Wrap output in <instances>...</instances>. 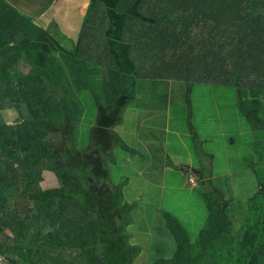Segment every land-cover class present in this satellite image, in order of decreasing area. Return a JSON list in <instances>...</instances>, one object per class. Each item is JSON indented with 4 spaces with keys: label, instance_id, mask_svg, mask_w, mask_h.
I'll return each mask as SVG.
<instances>
[{
    "label": "trees",
    "instance_id": "16d2710c",
    "mask_svg": "<svg viewBox=\"0 0 264 264\" xmlns=\"http://www.w3.org/2000/svg\"><path fill=\"white\" fill-rule=\"evenodd\" d=\"M215 2L219 10L209 8ZM209 14L217 23L200 26ZM200 34L213 72L196 85L235 78L237 111L264 131V81L255 76L252 99L241 97L252 70L264 73V0H90L75 45L57 21L0 0V114L13 109L18 119H0V253L9 264H134L141 248L126 231L134 209L123 200L127 178L110 183L109 162L122 144L114 128L136 106L141 78L156 87L163 78L202 75L190 69L195 57L181 41L189 35L198 48ZM81 46L98 62H89ZM258 51L259 65L251 59ZM15 66L27 73L14 78ZM182 100L193 109L189 96ZM261 131L252 164L256 191L246 205L222 189L202 190L206 215L195 237L164 213L156 256L143 264H264ZM46 174L58 185L45 188Z\"/></svg>",
    "mask_w": 264,
    "mask_h": 264
},
{
    "label": "rangeland",
    "instance_id": "374dc122",
    "mask_svg": "<svg viewBox=\"0 0 264 264\" xmlns=\"http://www.w3.org/2000/svg\"><path fill=\"white\" fill-rule=\"evenodd\" d=\"M208 3L210 5L211 0H208ZM77 4L71 3L65 7L64 12H57L55 3L52 2L49 7L54 5L51 11L58 13L57 15L53 16L51 12L42 16H38L40 12H28L26 15H37L48 23L51 20L59 22L71 43L75 45L84 16V10L73 11ZM209 8L219 10L218 3L215 2ZM19 10L22 11V8L19 7ZM196 15L199 16L195 13ZM197 21L195 18L194 23ZM203 22L204 26L217 23L210 14L206 19L200 20V26ZM204 34L199 35L198 48H195L194 39L189 35L181 40L183 48L189 53L187 56L195 57L190 69L195 73L200 70L202 75L183 76L181 80L163 78L158 81L156 87L150 86L148 78H141L136 106H129L124 112L122 122L114 128L120 135L122 144L114 148L115 160L109 162L110 183L120 184L127 178L123 200L134 205V209L131 213L132 222L126 231L130 236V243L141 248L134 264H143L146 256H156L153 248L155 233L160 228L161 215L166 212L173 214L181 224L192 228L189 232L195 237L206 215L200 194L202 190H210L212 187L222 189L226 196L232 193L235 200L244 206L247 198L256 191L257 182L252 164L258 157L256 132L261 130H254L239 108L237 111L240 87L235 78L229 77L225 81L223 77L217 76V84L209 81L208 84L196 85L201 79L207 80L213 72V65L207 58L209 45L203 41ZM240 45L245 49V42ZM197 49L199 54L194 53ZM259 51L254 55V59L251 57L258 65L261 62ZM79 52L85 55L89 62L90 59L98 62L83 46ZM240 69L239 66L236 67L237 71ZM229 70L230 67L227 71ZM9 73L16 78L27 71L15 66ZM250 75L252 79H248L249 85L244 83L245 94L241 95L249 101L253 95L250 90L255 88V83L251 81L255 76L264 81L262 72L255 74L252 70ZM186 79L188 80L185 81ZM191 82H194V85L192 84V90L188 92V84ZM185 96L191 99L193 109H186L182 100ZM0 115L1 125H12L18 120L17 112L13 109H7L4 115ZM188 122L199 133L195 139L189 132ZM261 132L264 135V131ZM261 137L264 141V136ZM166 146L168 147L165 149ZM210 153L213 155L210 156ZM201 169L203 172L200 173ZM190 170L198 173V179ZM45 178V188L58 185L54 174L52 177L46 174ZM238 225L239 223L235 222V227Z\"/></svg>",
    "mask_w": 264,
    "mask_h": 264
},
{
    "label": "crops",
    "instance_id": "0c3cea01",
    "mask_svg": "<svg viewBox=\"0 0 264 264\" xmlns=\"http://www.w3.org/2000/svg\"><path fill=\"white\" fill-rule=\"evenodd\" d=\"M7 3H9L11 6L12 4H15L16 6H13L15 8H17L19 10V7L22 8L21 12L24 13H28V12H40V15L45 14V12H51V15H57L58 13H53L52 10V6L49 7V5L53 3H55V9L57 12H64L65 7L71 3L76 2V8L73 11H79L80 9L83 11L84 10V14H86L87 9L89 7L90 4V0H5ZM20 11V10H19ZM31 17H36V15H30ZM59 23V22H58ZM83 26V19H82V24L80 25V28L82 29ZM81 32V30H80ZM80 32L79 35H80ZM67 34V33H66ZM68 36V35H67ZM157 102V101H156ZM167 128H165L166 130ZM168 131V130H166ZM197 134H199L197 132ZM168 146L164 147L165 149ZM165 157L167 158L168 155L166 154ZM46 180V178H45Z\"/></svg>",
    "mask_w": 264,
    "mask_h": 264
},
{
    "label": "built area",
    "instance_id": "2783aa9c",
    "mask_svg": "<svg viewBox=\"0 0 264 264\" xmlns=\"http://www.w3.org/2000/svg\"><path fill=\"white\" fill-rule=\"evenodd\" d=\"M0 264H8L7 257L1 253H0Z\"/></svg>",
    "mask_w": 264,
    "mask_h": 264
},
{
    "label": "clouds",
    "instance_id": "9594fccd",
    "mask_svg": "<svg viewBox=\"0 0 264 264\" xmlns=\"http://www.w3.org/2000/svg\"><path fill=\"white\" fill-rule=\"evenodd\" d=\"M8 259V258H7ZM8 264H9V260H8Z\"/></svg>",
    "mask_w": 264,
    "mask_h": 264
},
{
    "label": "water",
    "instance_id": "95a60500",
    "mask_svg": "<svg viewBox=\"0 0 264 264\" xmlns=\"http://www.w3.org/2000/svg\"><path fill=\"white\" fill-rule=\"evenodd\" d=\"M194 171V170H193ZM195 172V171H194Z\"/></svg>",
    "mask_w": 264,
    "mask_h": 264
}]
</instances>
